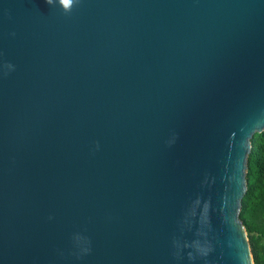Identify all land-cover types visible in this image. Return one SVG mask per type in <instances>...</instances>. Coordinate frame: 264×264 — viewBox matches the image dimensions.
Segmentation results:
<instances>
[{
  "label": "water",
  "instance_id": "1",
  "mask_svg": "<svg viewBox=\"0 0 264 264\" xmlns=\"http://www.w3.org/2000/svg\"><path fill=\"white\" fill-rule=\"evenodd\" d=\"M264 0H0V264H254Z\"/></svg>",
  "mask_w": 264,
  "mask_h": 264
},
{
  "label": "trees",
  "instance_id": "2",
  "mask_svg": "<svg viewBox=\"0 0 264 264\" xmlns=\"http://www.w3.org/2000/svg\"><path fill=\"white\" fill-rule=\"evenodd\" d=\"M247 190L241 202L244 225L254 264H264V131L256 134L247 160Z\"/></svg>",
  "mask_w": 264,
  "mask_h": 264
},
{
  "label": "clouds",
  "instance_id": "3",
  "mask_svg": "<svg viewBox=\"0 0 264 264\" xmlns=\"http://www.w3.org/2000/svg\"><path fill=\"white\" fill-rule=\"evenodd\" d=\"M49 3H51V0H48Z\"/></svg>",
  "mask_w": 264,
  "mask_h": 264
},
{
  "label": "snow or ice",
  "instance_id": "4",
  "mask_svg": "<svg viewBox=\"0 0 264 264\" xmlns=\"http://www.w3.org/2000/svg\"><path fill=\"white\" fill-rule=\"evenodd\" d=\"M65 2H67V0H65Z\"/></svg>",
  "mask_w": 264,
  "mask_h": 264
}]
</instances>
